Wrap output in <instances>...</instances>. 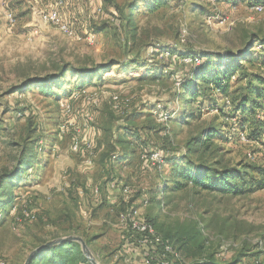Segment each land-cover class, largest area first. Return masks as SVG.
<instances>
[{"label":"rangeland","instance_id":"374dc122","mask_svg":"<svg viewBox=\"0 0 264 264\" xmlns=\"http://www.w3.org/2000/svg\"><path fill=\"white\" fill-rule=\"evenodd\" d=\"M113 1L119 9L134 4L126 14L132 15L130 24L118 17L107 23L105 17L118 12L105 0H0V177L15 172L22 179L9 189L15 195L9 214V208L0 214V263L24 264L38 247L80 237L92 239L90 255L103 264L100 255L122 245L113 229L132 209L155 218L163 237L177 230L195 237L174 243L186 264L208 259L264 264V189L239 197L192 185L174 191L172 165L164 160L179 157L181 164L187 141L217 124L222 126L217 138L196 147L190 161L217 169L244 164L264 169V132L259 140L242 141V132L231 129L234 119L220 118L210 107L187 127L172 122L184 110L180 79L183 64L193 57L199 62L202 53L240 54L250 43L242 67L264 79V65L247 61L264 59V0L257 11L241 0H164L165 6L153 11L151 1ZM98 5L104 16L97 15ZM52 10L81 37L93 34L94 44L72 41L44 23L39 13ZM225 64L223 59L221 69ZM63 65L100 68L83 85L72 70L48 84L50 92L41 91L39 82L25 85L58 74ZM238 78L239 72L230 82V101L245 86ZM92 97L96 103L87 100ZM214 98L220 110L231 111L227 100ZM257 116L264 119V111ZM127 118L133 124L127 125ZM137 134L148 149L129 145H135V156L117 163L122 149L117 139L130 141ZM106 197L120 201L109 207L100 203ZM25 210L35 220L23 219Z\"/></svg>","mask_w":264,"mask_h":264},{"label":"trees","instance_id":"16d2710c","mask_svg":"<svg viewBox=\"0 0 264 264\" xmlns=\"http://www.w3.org/2000/svg\"><path fill=\"white\" fill-rule=\"evenodd\" d=\"M113 5L117 10L118 15L114 14L115 18L125 21L126 25L131 23V16L126 15L133 5H126L123 9H119L113 0H105ZM151 1L149 10L153 11L158 7L165 6L164 0H147ZM153 1V3H152ZM214 3H237L236 0H208ZM246 1L251 6L262 4V0H241ZM148 2V3H149ZM147 3V4H148ZM148 6V5H147ZM117 22V19H116ZM250 43L246 44V50L240 54H234L230 51L224 53H202L199 55V62L192 64H183L184 72L180 79V89L178 101L183 100L184 110L177 111L174 121L165 119L166 124L171 121L179 125L189 126L192 122L199 121L203 115L204 110L207 108H214L221 113L220 118H233L235 126L231 129L234 132H245L249 129V134L245 135L246 139L259 140L264 132V119L257 116L259 112L264 111V79L254 74H247L242 67V62L246 61L249 56ZM264 57V55H262ZM196 57H193L192 60ZM223 59L227 60L229 64H225L223 69L221 63ZM248 63L259 62L264 65V59L254 60L248 59ZM120 64V63H118ZM100 67L93 68H71L69 65H63L60 72L56 75H47L43 79H32L26 81L25 85H31L39 82L38 88L45 92H50L48 84L52 81L56 82L63 78L67 70H72L77 76L78 80L83 85V80L95 76ZM240 73V78L237 79L245 81V86L242 91L237 93L234 101L228 99V90L232 78L237 73ZM85 78V79H84ZM235 80V82H237ZM83 88V87H80ZM17 88L15 91H18ZM185 94V95H183ZM214 96H218L221 100H227L230 112L220 110L216 104ZM207 104V105H206ZM208 106V107H207ZM214 106V107H213ZM181 112V113H180ZM143 114V113H140ZM149 116V115H148ZM181 119V120H180ZM133 118L125 119L127 125L133 124ZM163 121V123L165 122ZM248 126V127H247ZM167 131V127H163ZM221 125L210 124L205 127L198 135L189 139L186 143V153L182 156L184 159L181 164L177 163L179 157H164L165 164L171 163L170 175L174 176L173 187L174 191L187 188L189 185L198 187L203 191H216L225 196L239 197L250 195L254 192L264 189V169L253 167L251 165H241L238 168H223L217 169L206 165L205 163H196L189 160V155L192 154L196 147L207 144L212 139L217 138ZM130 132V128H123ZM241 130V131H238ZM234 135V134H233ZM235 136V135H234ZM130 141L118 138L116 143L122 147L121 151L115 157L117 163H127L131 160L134 154V146L140 143L145 146L143 150H147V141L140 138L137 134L131 135ZM264 143V139H263ZM133 145L131 149H127L129 145ZM34 149H31L33 151ZM29 151V152H31ZM29 152L26 158L29 156ZM24 160V161H25ZM20 167L17 168V170ZM21 177L17 176L15 172L3 173L0 177V214L10 212V208L14 206L15 195L9 191L13 187H18L21 183ZM15 184V185H13ZM159 192V190H158ZM148 218V217H147ZM156 229L162 232L161 228L157 226L154 219L148 220ZM161 235V234H160ZM165 239L170 242L188 244L194 240V236L182 230H177L172 233L166 234ZM87 246L90 245L92 239H84ZM249 256V255H247ZM254 256V255H252ZM238 260L232 264H238ZM87 261L82 253L79 243L74 241H66L60 244L50 246L49 248L37 253L29 264H86ZM201 264H216L213 260L208 259Z\"/></svg>","mask_w":264,"mask_h":264},{"label":"built area","instance_id":"2783aa9c","mask_svg":"<svg viewBox=\"0 0 264 264\" xmlns=\"http://www.w3.org/2000/svg\"><path fill=\"white\" fill-rule=\"evenodd\" d=\"M58 6L62 8L63 2L59 1ZM253 7L256 11L262 9V6L260 5H255ZM96 13L98 16H104L100 5L96 8ZM39 16L44 23L56 26L64 37L71 39L72 41H82L89 45H92L95 42L93 34L85 37L76 34L72 27L62 19L61 13L58 10H52L46 13L40 12ZM8 19L12 21V16L9 15ZM105 20L107 23H116V18L113 15L106 16ZM209 20L210 19H207V21ZM188 62L186 64L198 63L196 59H190ZM113 99L116 100V98ZM87 100L96 103L94 97L91 99L88 98ZM243 135L244 134L242 133L239 136V139L242 141L246 138ZM77 148V143H74L72 149L77 151ZM21 216L26 221L31 222L35 220L34 213L30 210L23 211ZM119 227L125 230V236L123 237L125 244L128 245L133 242L136 246L143 248V253L145 255L144 264H186L182 259L181 252L175 247V245L160 235L145 217L138 215L132 209L131 211L120 215Z\"/></svg>","mask_w":264,"mask_h":264},{"label":"crops","instance_id":"0c3cea01","mask_svg":"<svg viewBox=\"0 0 264 264\" xmlns=\"http://www.w3.org/2000/svg\"><path fill=\"white\" fill-rule=\"evenodd\" d=\"M120 201V198H110L106 197L103 199V201H100L102 204H106L109 207L118 205L117 202ZM124 202V201H122ZM98 204L99 201L97 202ZM123 205L120 204V206ZM123 207V206H122ZM120 233V239H121V246L113 247L111 250H108L107 252H103L100 255V258L104 261L103 264H144V253L143 248L136 246L133 242L132 244H125L123 241V237L125 230L120 228L119 226L113 229V232ZM92 245V244H90ZM88 247H91V246ZM94 249H89V252L92 253ZM96 254L98 253L96 250L94 251Z\"/></svg>","mask_w":264,"mask_h":264},{"label":"water","instance_id":"95a60500","mask_svg":"<svg viewBox=\"0 0 264 264\" xmlns=\"http://www.w3.org/2000/svg\"><path fill=\"white\" fill-rule=\"evenodd\" d=\"M66 241H74L80 244L81 246V250L82 253L84 255V257H86L88 259V261L90 262V264H97L96 261H94V259L91 257L90 252L88 250V247L86 245V243L80 238V237H66L64 239H60L58 241L55 242H51V243H47L41 247H38L37 249H35L34 251H32L29 256L27 257L26 261L24 264H29L32 260V258L39 253L42 250H45L47 248H49L50 246L56 245V244H60Z\"/></svg>","mask_w":264,"mask_h":264}]
</instances>
